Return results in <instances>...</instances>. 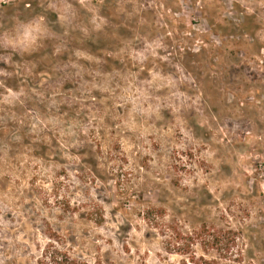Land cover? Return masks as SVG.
<instances>
[{
	"label": "rangeland",
	"instance_id": "rangeland-1",
	"mask_svg": "<svg viewBox=\"0 0 264 264\" xmlns=\"http://www.w3.org/2000/svg\"><path fill=\"white\" fill-rule=\"evenodd\" d=\"M0 264H264V0H0Z\"/></svg>",
	"mask_w": 264,
	"mask_h": 264
}]
</instances>
